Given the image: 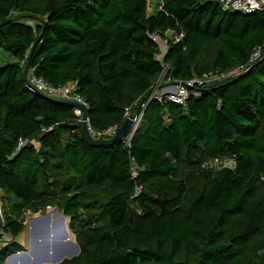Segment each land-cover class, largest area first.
Returning <instances> with one entry per match:
<instances>
[{"label": "trees", "instance_id": "1", "mask_svg": "<svg viewBox=\"0 0 264 264\" xmlns=\"http://www.w3.org/2000/svg\"><path fill=\"white\" fill-rule=\"evenodd\" d=\"M260 1L247 12L161 0L148 13L147 0H0V48L15 58L0 63V238L55 206L79 245L57 264H264ZM258 46L245 70L192 86L183 104L148 100L168 78L245 65ZM30 71L74 82L96 132L148 100L129 145L89 144L71 104L26 85ZM20 248L1 246L0 261Z\"/></svg>", "mask_w": 264, "mask_h": 264}, {"label": "built area", "instance_id": "2", "mask_svg": "<svg viewBox=\"0 0 264 264\" xmlns=\"http://www.w3.org/2000/svg\"><path fill=\"white\" fill-rule=\"evenodd\" d=\"M220 2L222 3V6L225 9H234V10L247 11V12L254 9H259L262 3V1L260 0H220ZM150 37L157 44L159 52L156 54V58L161 61L163 53L167 49V45L166 43L164 44L162 43L161 40L163 39L161 38L160 34L156 32L150 34ZM261 50L262 47L258 46L257 48L254 49V51L250 55V58L248 59L245 65H240L238 68L228 72H217V71L209 72V73H204L201 76H193L192 78L186 80H175L168 78L166 81L167 84L165 86H162L159 90L154 89V91L150 92L148 100L164 99L175 103L183 104L188 95L189 88H191L194 85H200L204 82L223 80L225 78H228L232 75L241 72L242 70H245L248 64L252 63L260 56ZM28 82L29 84L27 86L30 89L37 90L48 97L56 98L64 101H72L74 103L72 105L74 115L77 117L79 123L82 120L86 122L87 129L94 138H104V139L110 138L115 133L118 126L120 125V124H114L112 126H109L103 131L96 132L90 125L88 114L83 119L84 110H87L88 103L79 93L75 91L76 85L74 82H67L66 84L55 86L44 80L42 77L33 75V71L29 72ZM147 101L145 103H141L140 111H138L135 114H132L133 115L132 125L130 127L127 136L123 138L124 142L127 145H129L130 139L132 138V136L134 135V133L136 132V130L140 125L143 116V109L146 106ZM129 110H130L129 107L125 108L123 120L129 115H131V113H129ZM43 129L47 130L50 129V127ZM26 142L27 139H23L19 137L17 147L19 148L21 145H23ZM132 171L134 172V168H132ZM138 192H139V187L136 189V193ZM0 216H1V211H0ZM3 236L4 235H2V237Z\"/></svg>", "mask_w": 264, "mask_h": 264}, {"label": "rangeland", "instance_id": "3", "mask_svg": "<svg viewBox=\"0 0 264 264\" xmlns=\"http://www.w3.org/2000/svg\"><path fill=\"white\" fill-rule=\"evenodd\" d=\"M160 4L161 0H147V12L153 13L160 8ZM166 36L168 38H173L170 31L166 33ZM161 41L163 44L166 43L165 40ZM14 60L15 58L10 53L0 48L1 64ZM231 162V160L225 159L222 163L232 165ZM55 209V206H48L44 211L36 213L27 211L24 215V228L18 236L12 239L9 236L4 235L0 238V247L6 245L10 241L21 244L19 250L11 252L6 256L3 262L0 261V264H49L50 259H57L61 257L64 251L72 250V243H65L55 230V227L59 226V228H61L62 226V213L58 208L57 209L60 213H56ZM0 211L2 212L1 193ZM65 223L68 226L67 217L65 218ZM12 254L18 255L16 257H10ZM9 257L10 260H8Z\"/></svg>", "mask_w": 264, "mask_h": 264}, {"label": "water", "instance_id": "4", "mask_svg": "<svg viewBox=\"0 0 264 264\" xmlns=\"http://www.w3.org/2000/svg\"><path fill=\"white\" fill-rule=\"evenodd\" d=\"M24 79H25V82H26V85L29 84V82L26 80V76L24 74ZM157 85H155L152 89V91L154 89H156ZM38 93H41L37 90H34ZM42 94V93H41ZM44 95V94H43ZM64 101V100H62ZM66 103H69L71 105H73L74 103L72 101H64ZM87 110H84V114H83V119L87 116ZM132 118H133V115H129L128 117H126L123 122L118 126V128L116 129L115 133L110 137V138H94L90 132L88 131L87 129V125H86V122L84 120H82L80 122V127H81V130H82V133H83V136L84 138L86 139V141L89 143V144H92V145H105V144H108V145H113L117 140L119 139H123L125 136H127L129 130H130V127L132 125ZM55 212L56 213H60V211L56 208L55 209ZM62 213V212H61ZM65 218L66 216L62 213L61 215V222H62V226L65 224ZM69 219V218H68ZM72 250H67V251H64V253L61 255V257L57 258V259H52L51 262H49V264H57L59 263L63 258H70L74 255H77L79 253V245L74 241L72 242ZM18 254H12L10 257H16ZM10 257L8 260H10ZM35 264H38V263H35Z\"/></svg>", "mask_w": 264, "mask_h": 264}, {"label": "bare ground", "instance_id": "5", "mask_svg": "<svg viewBox=\"0 0 264 264\" xmlns=\"http://www.w3.org/2000/svg\"><path fill=\"white\" fill-rule=\"evenodd\" d=\"M53 227V226H52ZM55 230L58 232L59 236L62 238V240L65 243H72L74 242V237L72 232H70V230L68 229L67 224L65 223L63 226H61V228H59V226L55 227ZM52 254V253H51ZM52 258V257H51ZM52 261V259H50V262ZM33 264V263H31Z\"/></svg>", "mask_w": 264, "mask_h": 264}]
</instances>
